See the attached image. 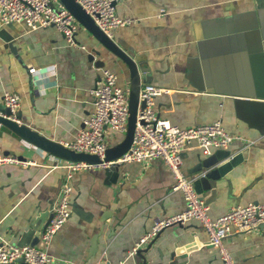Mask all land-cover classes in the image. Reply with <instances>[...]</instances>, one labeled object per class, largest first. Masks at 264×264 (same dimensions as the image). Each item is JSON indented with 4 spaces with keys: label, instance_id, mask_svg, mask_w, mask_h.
Returning a JSON list of instances; mask_svg holds the SVG:
<instances>
[{
    "label": "crops",
    "instance_id": "0c3cea01",
    "mask_svg": "<svg viewBox=\"0 0 264 264\" xmlns=\"http://www.w3.org/2000/svg\"><path fill=\"white\" fill-rule=\"evenodd\" d=\"M117 13L133 22L116 28L113 39L151 66L152 84L168 90L156 97L157 112L182 128L220 120L236 137L222 161L233 158L230 169L211 180L214 191L205 180L195 184L210 217L263 202L264 0H120ZM76 39L78 45H70L54 26L0 24V109L5 92L19 94L21 123L62 143L85 127L104 68L117 74L120 87L131 89L123 67L89 60L98 42L83 26ZM32 67L36 73H30ZM106 134L110 148L124 138L110 129ZM0 150L36 162L0 166V244L29 245L37 236L29 232L37 220V246L64 264L220 263L198 220L171 225L130 254L158 219L186 207L162 159L76 173L71 217L46 245L41 235L66 171L51 168L50 156L3 124ZM199 154L204 155L195 141L183 150L186 175L199 178L206 172L191 173ZM224 241L237 264H264V223L244 232L233 227Z\"/></svg>",
    "mask_w": 264,
    "mask_h": 264
},
{
    "label": "built area",
    "instance_id": "2783aa9c",
    "mask_svg": "<svg viewBox=\"0 0 264 264\" xmlns=\"http://www.w3.org/2000/svg\"><path fill=\"white\" fill-rule=\"evenodd\" d=\"M77 1L110 38H113L116 28L133 22L131 18L118 15L117 3L120 0ZM53 6H56L58 11L54 10ZM13 22H23L32 30L54 26L65 36L70 45H78L76 35L81 24L60 0H0V24ZM29 71L36 73L37 68L32 67ZM55 71L53 69L52 72L55 73ZM117 79L114 71L108 68L103 69L102 81L92 91L94 110L85 119V127L74 140L61 142L74 152L96 155L101 161L99 163L70 161L51 153H44L53 161L51 168L61 167L66 173L60 192L53 202L52 216L45 225L41 241L48 245L71 217V199L74 192L72 181L76 173L109 168L111 165L129 162L143 163L162 159L175 179L173 190L182 192L186 207L180 212L158 219L151 230L134 244L130 254L135 255L146 242L155 238L163 229L174 224L198 220L206 229L210 244L219 252V264H237L224 240L233 227L244 232L264 223V201L235 206L213 219L209 215V205L196 190L195 182L198 176H188L182 168V152L191 142H197L203 153L209 154L214 148H228L236 137L225 128L220 120L185 128L174 125L155 109L156 97L168 90L152 83H146L140 89V100H144L146 105L138 110L131 146L118 158L106 161L109 148L107 130L110 129L124 136L128 131L129 92L118 85ZM3 101L4 107L0 110V115L21 123L20 95L7 91L3 96ZM35 163V161H27L15 155L4 154L0 150V166L4 164L28 166ZM21 261L28 264H64L37 245L0 244V264Z\"/></svg>",
    "mask_w": 264,
    "mask_h": 264
},
{
    "label": "water",
    "instance_id": "95a60500",
    "mask_svg": "<svg viewBox=\"0 0 264 264\" xmlns=\"http://www.w3.org/2000/svg\"><path fill=\"white\" fill-rule=\"evenodd\" d=\"M60 1L76 16L81 26L88 30L98 42V45L94 48V52L89 53V60L93 61L96 66H105L108 63L119 65L130 74L131 89L129 92L130 116L128 131L119 144L112 148H108L106 156V161L116 159L126 152L132 144L138 110L139 108L143 109L146 105L144 100H140V89L143 84L151 83L152 81L153 76L151 66L140 58L131 56L113 38L108 37L96 25L93 18L85 12L77 0ZM8 37L9 36H6V39L11 41L12 38ZM96 55H98L100 58L96 59ZM0 110H3V108ZM0 123L12 128L22 138L23 141L34 145L45 153H51L62 159L70 161H86L89 163H99L101 161L96 155L74 152L73 150L66 148L61 142H56L55 140L47 138L44 135H41L35 130L29 128L25 124L18 123L1 115ZM198 156L200 161L196 164L191 173L206 171L202 176L196 179V182L199 183L205 180L207 189H213L214 191L211 180H218L221 177H224L226 172L230 169L228 164L233 161V158L230 160L231 162H222L230 156V151L227 149H218L215 152L204 155L199 154ZM117 168L118 165H111L108 169L114 170ZM196 190L199 191L197 186ZM30 231L36 233L37 236L30 242L29 245H37L40 240L39 234H41V228L37 226V220L34 221V224L32 225V228L29 230V232ZM8 264L28 263L21 261ZM100 264L110 263L101 261Z\"/></svg>",
    "mask_w": 264,
    "mask_h": 264
},
{
    "label": "rangeland",
    "instance_id": "374dc122",
    "mask_svg": "<svg viewBox=\"0 0 264 264\" xmlns=\"http://www.w3.org/2000/svg\"><path fill=\"white\" fill-rule=\"evenodd\" d=\"M54 10L58 11L57 7L56 6H53Z\"/></svg>",
    "mask_w": 264,
    "mask_h": 264
}]
</instances>
